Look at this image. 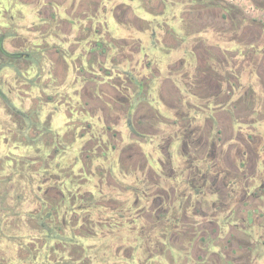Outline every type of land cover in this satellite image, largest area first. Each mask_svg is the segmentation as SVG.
<instances>
[{
  "label": "rangeland",
  "instance_id": "rangeland-1",
  "mask_svg": "<svg viewBox=\"0 0 264 264\" xmlns=\"http://www.w3.org/2000/svg\"><path fill=\"white\" fill-rule=\"evenodd\" d=\"M83 1L0 0V33H6L3 47L9 52L25 55L0 70V87L11 104L27 113L29 117L23 119L20 116L11 115L0 99V264H55V260L79 264L87 261L101 262V256H105L103 254L105 249L101 244L103 239L74 237L72 233H69L74 229L67 221L69 216L65 211L68 208L67 201L61 203L59 213L55 216L56 224L60 225L62 217L67 215L66 225L57 229V233L63 237L60 239V244L55 239L43 244L41 235L29 228L33 227L34 223L27 225V221L30 220L28 214L38 206V196L46 197L48 201L55 203V197L61 193L66 199L71 193L82 194L89 187L90 174L84 172L83 168H78L80 164L74 165V157L80 161L82 159L81 167H83L86 144L94 148L95 139L101 133L102 127L98 117H105L102 108L105 99L99 96L108 91L110 95L106 99L114 101L115 99L110 96L120 97L121 95H116L112 87L119 89L125 87V77L121 73L117 74V70L122 68L117 63L118 56L115 57V55L122 52L128 53V50L132 48L138 53L139 45L125 41L123 45L121 38L116 39L126 29L122 30L121 23L126 24V27L130 25L126 23L127 20H132L133 14L130 12L140 14L135 6L116 7L119 2L125 0H86V4H83ZM144 1L148 2L147 5L153 11L160 10L159 0ZM224 1L235 5V11L238 13L233 18L222 19L220 17L222 9L214 4L213 7L209 5L211 1H208L209 4L198 2L188 4V16L192 25L199 27L209 24V28H206L205 32H197L198 36L188 35L186 50L194 49L199 54H218L224 48L230 47L229 49H233L231 53L251 54L249 66L241 58L233 60L227 57V62L222 63L221 66L223 70L221 75L230 80L224 85L236 86L234 75L240 70L252 71L250 77L246 76L245 80L241 78L239 85L249 86L252 89V98L248 96L246 106L251 100L252 119H258L252 126V133L256 138L252 141V171H250L252 191L255 192L261 183L264 185V173L260 163L262 159L264 161V121L259 120L264 118V0ZM147 24H151V27H148L149 30L155 28L158 43H160L158 48H161L158 54L169 53L170 46H174V42L163 34L162 27L158 26L157 21L143 22L144 26H148ZM197 37H203L206 40L202 44ZM224 38L226 40H223ZM228 38L233 39L228 42ZM180 47V45L176 47L178 56L183 53L181 50L183 46ZM144 50L143 47L142 51ZM145 51L149 52L148 49ZM85 54L94 57L92 63L84 60ZM106 54L109 57L106 63L107 69L99 62L101 55ZM221 62L223 61L220 60ZM189 70L188 73L193 76V67L191 66ZM161 77L158 71H154L150 77L148 75L143 80L146 84L154 80L152 86H161L163 90L161 88L160 97L167 102L172 84L169 79ZM185 79L178 78V81L185 82ZM209 84L212 85V83ZM258 93L263 97L260 98ZM219 100L222 101L223 97ZM156 106L164 114V105L156 103ZM148 112L147 106L140 104L131 117L136 118ZM111 113L106 117L113 119L118 117L121 111ZM44 126H46L45 131ZM90 133H93L95 137L89 139ZM165 135V128L161 126L156 136H150L153 138L149 141L152 144L147 146L148 143H142L143 147L141 143L139 147L136 143L128 147L133 142H129L128 138L123 136L122 141L118 142L121 146L119 154L121 169L118 167L111 173H107L106 167L110 165V160L113 161L115 153L100 157L104 160L105 167L102 178L99 180L97 177H91L90 179L93 178V183L101 182L100 187L108 198L107 207L113 208L116 202L121 203L125 199L131 203L135 196L133 188L141 182L153 183L160 178L164 179V167L161 170L155 169L160 178L156 173H131L132 168L129 166L132 160L129 155L138 149L140 151L144 149L145 152L150 151L149 158L159 157L164 160L162 150ZM91 139L93 140L90 141ZM157 143L160 153L158 146L155 150L154 147L152 148ZM256 155H258L257 158H255ZM5 157L8 161L3 164L1 160ZM48 159H51V163H46L44 166V161ZM139 159L140 165H148L146 161L144 163L143 155L140 154ZM11 166H15V169ZM40 166L46 168L45 176L42 168L39 170ZM50 172H56L59 180H50L47 177ZM10 174H12V180H6ZM115 181L118 184L117 187L113 185ZM56 189L59 192L58 195L55 193ZM149 192L147 191V195L150 197ZM18 193L20 196L16 199ZM256 193L262 196L258 199L253 196L252 214L264 212V187L261 190L259 188ZM142 196L140 192V197ZM12 211H18L20 215L14 216L11 214ZM13 220L15 223L12 222ZM18 220L25 221V225L22 223L25 230H18L22 225ZM27 229L30 231L27 232ZM83 233L76 234L81 236ZM11 235H14L16 239L10 238ZM21 235H24L23 239ZM69 236L73 240H78L83 246L87 245V250L75 243L68 244L66 238ZM20 239L26 243V246L20 248L18 244ZM108 241L111 246L112 244L117 246L120 242L115 237H109ZM132 241V238L129 239L126 246H133ZM149 246L153 247L155 244L151 243ZM159 251L160 249L157 248L156 253ZM127 252L128 250H125V256ZM115 259L110 257L109 261L112 262ZM160 261L163 260L160 259Z\"/></svg>",
  "mask_w": 264,
  "mask_h": 264
},
{
  "label": "flooded vegetation",
  "instance_id": "flooded-vegetation-1",
  "mask_svg": "<svg viewBox=\"0 0 264 264\" xmlns=\"http://www.w3.org/2000/svg\"><path fill=\"white\" fill-rule=\"evenodd\" d=\"M167 1L181 4L178 16L174 12L167 16L164 14ZM159 2V17L156 16L150 21L142 20L138 26L150 28L151 24L144 26L143 22L157 21L163 34L174 42V46H170L169 53L158 54L161 48H158L160 43L155 28L148 29L150 37L146 47L141 45L140 38L128 41L121 38L123 45L124 41L139 45V52L132 48L128 53L115 55L118 56L117 63L122 68L117 70V74L121 73L125 77V87H112L116 95H121L110 96L114 101L106 99L110 95L108 91L99 96L105 99L102 107L105 117H98L101 133L95 139L94 148L86 144L83 167L82 159L80 161L77 157H74V165L80 164L78 168H83L84 172L90 174V178L97 177L101 180L105 168L101 156L107 157L109 153H115L113 161L110 160V165L106 167L107 173L118 167L121 169V146L118 142L122 141L123 136L133 142L128 147L134 146V143L137 147L140 143L142 147V143H148L149 146L152 144L149 141L153 140L150 136H156L161 126H164V160L159 157L149 158L150 151L147 150L146 153L144 149H138L129 155L132 160L129 166L132 168L131 173L157 174L155 169L161 170L164 167V179L157 174L160 178L157 181L137 184L133 188L135 196L131 203L125 199L121 203L116 202L113 208L107 207L108 198L100 187L101 182L93 183V178H88L89 187L84 193L73 192L66 199L63 198V203L68 202V210H65L69 215L67 221L74 229L69 233L74 237L103 239L101 244L105 249V256H101L102 261L79 264H264V212L251 213L252 198H260L262 194L256 191L264 187L261 183L255 192L252 191L250 174L252 141L256 138L252 133V126L258 119H252L251 100L246 106L248 96L252 98V89L239 85L241 78L245 80L246 76L250 77L252 71L240 70L234 75L236 86L224 85L230 80L221 75V66L227 62V57L233 60L241 58L249 66L251 54L231 53L233 49H229L230 47L224 48L218 54H199L194 49L187 51L189 36L185 34L187 24L183 22V17L190 19L188 0ZM82 3L86 4V0ZM127 5L125 1H121L116 7L123 8ZM142 5L144 8L147 6L144 0ZM130 13L135 20L138 19L134 11ZM223 13L222 10V19ZM177 20L180 21L179 32L174 27ZM126 23L128 24V20ZM206 28H209V24L200 25V31L205 32ZM197 39L202 44L206 40L203 37ZM231 39L233 38H228L227 41L230 42ZM179 45L183 46V53L178 56L176 47ZM143 47L151 53L141 54ZM93 58L92 55H84V60L88 63H92ZM108 59L107 54L101 55L99 59L100 65L106 69ZM220 60L223 62L220 63ZM174 66L179 69L176 70ZM191 66L194 70L193 76L188 73ZM154 71H158L162 79H169L172 84L167 102L160 97L163 90L161 86H152L154 80L150 83L148 80L149 84L143 80ZM178 78L186 79L185 82H180ZM259 95L260 98L263 97ZM221 97L222 101L219 100ZM156 103L164 105V114ZM140 104H145L149 112L132 118V113L134 114ZM13 107L16 108L14 105ZM6 108L8 109L7 105ZM115 111H121L118 117H106ZM259 120L262 122L264 118ZM93 136L90 133L89 139ZM157 146L159 151L158 143L152 148L155 150ZM140 154L143 155L144 163H148L147 166L140 165ZM257 157L258 155L255 156ZM260 163L264 173L263 159ZM113 183L117 187V182ZM57 189L56 195L59 194ZM147 191H152L149 192L150 197ZM59 208L60 205L55 216L59 213ZM67 215L62 217L60 226L65 224ZM82 232L84 233L81 236L76 234ZM60 236L59 233L55 236L59 244ZM109 237L117 238L119 244L116 246L111 243V246ZM131 238L134 245L126 246ZM68 242L87 250V245L83 246L78 240ZM151 243L155 246L150 247ZM157 248L160 249L158 253ZM125 250H128L127 256L124 255ZM110 257L116 258L115 261L110 262ZM55 264L78 263L55 260Z\"/></svg>",
  "mask_w": 264,
  "mask_h": 264
},
{
  "label": "trees",
  "instance_id": "trees-1",
  "mask_svg": "<svg viewBox=\"0 0 264 264\" xmlns=\"http://www.w3.org/2000/svg\"><path fill=\"white\" fill-rule=\"evenodd\" d=\"M208 1H211L210 5H216L219 6L224 13L222 14L223 18H233V16L238 13L237 11H235V5H233L232 3H229L227 1L224 0H188V4H191L192 2H198L200 4H209ZM148 4V2L146 3V5ZM146 11L153 14V15H157L159 13H161V11H153L152 8H150L149 5L145 6ZM134 16L132 17V20H128V25L125 29V31L123 33L120 34V37H116V39H120V38H126L125 41L140 37V30L139 29H143L146 27L142 28V25H140V27L138 26L139 23H142V18L138 19H133ZM183 22H185V24H187V28L185 27V34L187 35H191V34H195L197 32L200 31V26L197 27L195 25H192V22L189 21V18L184 19L183 17ZM6 36V33H0V70L11 64L12 61L18 60L19 58L25 56L24 54H21L19 52H8L7 50L4 49L3 47V39ZM0 98L5 102V104L7 105L11 115H15V116H20L23 119H27L29 118L27 113H24L18 109H16L15 107H13V105L10 104V101L8 100L7 96L1 91L0 89ZM46 130V126H44V131ZM32 140V138H31ZM8 161L7 158H4L3 160H1V163L6 164ZM51 159L45 160L44 161V166L47 164H50ZM16 166V164H15ZM15 166H11L12 168L15 169ZM42 168V170L44 171L43 175L45 176L47 174V170L45 167H39V170ZM13 171V170H12ZM47 177L50 180H59V175L55 172H50L48 173ZM6 180H12V174L8 175V177L6 178ZM61 197H55V203L54 202H50L47 200L46 197H42V196H38V206L36 207V209L34 211H32L31 213L28 214V217L30 220L27 221V225L29 223H34L33 227H29L31 229H33V232H37L38 234L41 235L42 240H43V244H47L50 243L51 240L55 239V236H57V228L61 229V222L60 225L57 226L56 221H55V215H56V210L57 207L60 205L62 206V199H63V195L62 193L60 194ZM20 193H18L17 198H19ZM59 196V195H58ZM65 199V197H64ZM81 199V197H80ZM83 200L80 203V205L82 204ZM78 203V202H77ZM68 210V208H67ZM14 212V213H13ZM20 212L18 211H12V215L14 216H19ZM13 223H15V220L12 221ZM11 222V223H12ZM18 222L20 224H24L25 221L23 220H18ZM9 223V222H8ZM23 224L18 228V230H25ZM25 225V224H24ZM30 231V229H27V232ZM22 239L24 237V235L20 236ZM19 237V238H20ZM36 237V236H35ZM10 238L12 239H16V237L14 235H11ZM60 238L62 239L63 237L60 236ZM66 238V237H65ZM67 240H71L73 241V239L71 238H66ZM19 245L21 246H26V243L23 242V240H21V242H18Z\"/></svg>",
  "mask_w": 264,
  "mask_h": 264
},
{
  "label": "crops",
  "instance_id": "crops-1",
  "mask_svg": "<svg viewBox=\"0 0 264 264\" xmlns=\"http://www.w3.org/2000/svg\"><path fill=\"white\" fill-rule=\"evenodd\" d=\"M125 2L128 5H131L133 7L135 6L140 14H138V12H134V14L137 15L139 18H142V20H144V21H150V20H152V18H155L157 16V15H153V14L147 12L146 9L143 7L141 0H125ZM180 9H181V4H179V3H171V2L167 1L165 3L164 14L167 16V15H170L171 12H174L175 15L178 16L179 12H180ZM157 17H159V16H157ZM179 22H180L179 20H177L175 22V23H177V25L174 26L176 32H179V30H180L179 26H178ZM121 28H123L122 30H124L126 28V25L121 24ZM139 30L141 31L140 32V37H137V38H140L141 39V41H140L141 45L145 44L144 46L146 47L148 45V41H149V37H150V33L148 34V28H145V30H142V29H139ZM145 50H146V48H145ZM145 50L142 51V53H147V54H149V52L151 53V51L148 52V51H145Z\"/></svg>",
  "mask_w": 264,
  "mask_h": 264
}]
</instances>
